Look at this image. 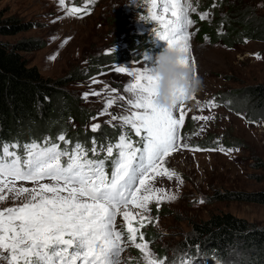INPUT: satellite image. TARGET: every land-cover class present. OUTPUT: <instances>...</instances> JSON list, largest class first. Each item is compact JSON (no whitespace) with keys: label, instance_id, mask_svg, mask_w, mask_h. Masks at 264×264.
<instances>
[{"label":"rangeland","instance_id":"1","mask_svg":"<svg viewBox=\"0 0 264 264\" xmlns=\"http://www.w3.org/2000/svg\"><path fill=\"white\" fill-rule=\"evenodd\" d=\"M220 1L191 0L196 11L189 13L193 21L188 29L190 60L195 61L193 69L203 81V88L194 99L185 102L186 115L180 133L186 138L189 147L171 153L163 165V168L177 173L179 179H168L166 175L156 177V187L163 188L165 192L157 194L160 197L158 200L153 198L149 204L152 219L150 222L144 221L145 226L140 228L144 240L149 242L150 250L158 258L167 257L172 260L178 254L185 253L181 242L191 225L205 221L212 214L230 213L264 227V206L213 200L215 192H250L264 188V123L253 124L218 104L223 93L252 85H264V42L248 41L229 49L219 43L212 44L207 36L200 37L194 17L200 19L201 15L207 13L202 21L212 24L215 12L223 10L217 6ZM253 1L264 12V0ZM86 5L88 14L77 18L80 14L66 15L58 0H1L0 10L5 12L6 17L29 23L32 28L14 36L0 37V41L14 43L21 39H39L44 42V47L38 51L23 52L24 59L29 66H35L42 77L51 80L79 73L80 76L66 89L81 102L88 113H93L82 127L70 120L69 132L78 131V128L93 132L91 126L98 123L116 133L111 139V142H115L124 130L120 127L121 122L111 121L110 115L99 116L97 119L93 117H97L103 110L110 96L117 97V103L108 111L116 115L126 114L121 107L126 106V100L120 101L118 97L128 96L124 88L133 81L127 74L115 73L114 67L108 72L86 74L91 58L108 54L112 49L124 48L126 33L147 35L151 41L150 47L156 52L149 56L137 51L135 55H140L141 60H130L119 66L131 69L145 64L152 68L155 66L156 55L166 48V42L155 37L153 28L157 26L154 21L146 18L151 7L150 0H93L91 4H88V0H66V7L85 8ZM53 56L55 59H51ZM257 56L260 58L257 59ZM94 79L99 82L93 83ZM112 89L116 91L113 93ZM86 92H101L102 95H89L86 100L83 96ZM213 98L218 106L201 110ZM193 116H211L213 119L208 122L198 121L193 120ZM131 135L139 139L134 132ZM201 139L216 142L218 146L214 150L193 151L192 142ZM55 143H59L61 148L72 147L58 141V138ZM84 146L90 148L91 143ZM105 155L101 153V157ZM163 168L158 171H163ZM16 183L17 186H34L27 181ZM168 196H175V199L169 200ZM19 203L8 199L0 203V209ZM117 223H123L119 216ZM132 223L133 227H139L136 220ZM137 242H141L139 236ZM129 257L133 259H129L128 264H137L138 261L143 264L142 253L134 246L127 248L121 259L123 261Z\"/></svg>","mask_w":264,"mask_h":264},{"label":"snow or ice","instance_id":"2","mask_svg":"<svg viewBox=\"0 0 264 264\" xmlns=\"http://www.w3.org/2000/svg\"><path fill=\"white\" fill-rule=\"evenodd\" d=\"M58 3L68 16L80 14L77 18H83L88 14L87 5L66 7V0ZM91 3L93 0H88ZM150 4L146 18L157 26L153 28L155 37L166 42V48L179 46L185 57L182 66L193 68L188 29L193 24L189 13L196 8L191 0H150ZM206 16L207 13L200 19ZM113 71L127 74L133 81L124 88L128 96L118 97L120 101L126 100V106L121 105L126 114L108 111L117 103V97L110 96L93 119L110 115L111 121L121 122L124 130L115 142L98 143L93 137L90 148L81 143L61 148L49 139L23 145L0 143V203L8 199L20 201L0 209V264H128L133 258L122 261L121 257L132 246L141 251L143 264H200L199 258L186 252L172 260L158 258L140 231L144 221L152 219L149 204L154 197L160 198L157 194L165 192L156 187V177L179 179L177 173L163 165L171 153L189 147L180 133L186 115L185 101L174 104L172 110L155 105V66L149 68L144 64L131 69L116 66ZM89 95L102 93L86 92L84 99ZM217 106L213 98L201 110ZM192 119L208 122L213 117ZM100 127L93 124L91 130L96 132ZM58 141L72 144L64 134L58 136ZM101 153L106 155L101 157ZM161 168L163 171H158ZM17 181L31 182L34 186H17ZM168 199L174 200L175 196ZM118 216L122 224L117 223ZM133 220L139 227H133ZM138 236L141 242H137ZM216 264L240 262L217 259Z\"/></svg>","mask_w":264,"mask_h":264},{"label":"trees","instance_id":"3","mask_svg":"<svg viewBox=\"0 0 264 264\" xmlns=\"http://www.w3.org/2000/svg\"><path fill=\"white\" fill-rule=\"evenodd\" d=\"M1 2V0H0ZM212 24L194 17L200 37L207 36L212 44L232 49L248 41L264 42V12L253 0H222L217 5ZM261 9V8H260ZM0 10V37L14 36L32 28L29 23L6 17ZM222 14V15H221ZM124 48L94 56L86 74L108 72L127 61H139L137 51L151 56L147 35L126 33ZM44 47L39 39H21L14 43L0 41V143L55 142L60 134L75 143L88 145L93 137L99 142L111 141L116 133L108 127L97 132H69V121L79 127L87 123L88 113L81 102L73 97L67 86L79 73L51 80L44 78L35 66H29L23 52H35ZM230 112L246 118L253 124L264 123V85H252L220 95L218 103ZM218 144L207 139L193 141L191 148L214 150ZM20 151L19 149L17 150ZM216 202H240L264 206V188L259 191L215 192ZM181 246L201 264H216L238 260L240 264H264V227L256 226L230 213L212 214L208 219L193 223Z\"/></svg>","mask_w":264,"mask_h":264},{"label":"clouds","instance_id":"4","mask_svg":"<svg viewBox=\"0 0 264 264\" xmlns=\"http://www.w3.org/2000/svg\"><path fill=\"white\" fill-rule=\"evenodd\" d=\"M184 58L179 46L166 48L155 57L153 101L160 109L172 110L174 104L182 99L191 100L203 88V81L194 69L182 66Z\"/></svg>","mask_w":264,"mask_h":264}]
</instances>
